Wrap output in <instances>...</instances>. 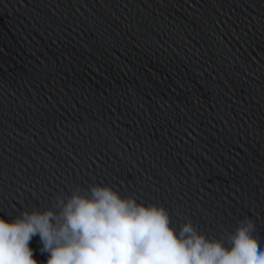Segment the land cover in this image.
Listing matches in <instances>:
<instances>
[{"label":"water","instance_id":"95a60500","mask_svg":"<svg viewBox=\"0 0 264 264\" xmlns=\"http://www.w3.org/2000/svg\"><path fill=\"white\" fill-rule=\"evenodd\" d=\"M92 183L264 245V0H0V216Z\"/></svg>","mask_w":264,"mask_h":264},{"label":"clouds","instance_id":"9594fccd","mask_svg":"<svg viewBox=\"0 0 264 264\" xmlns=\"http://www.w3.org/2000/svg\"><path fill=\"white\" fill-rule=\"evenodd\" d=\"M256 223L244 216L224 243L186 218L177 231L168 211L124 197L105 183L71 187L43 208L0 216V264H40L29 243L39 236L42 264H264Z\"/></svg>","mask_w":264,"mask_h":264}]
</instances>
